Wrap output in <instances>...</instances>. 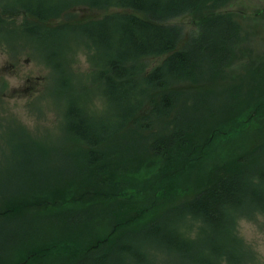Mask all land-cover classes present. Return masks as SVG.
<instances>
[{
	"label": "rangeland",
	"instance_id": "rangeland-1",
	"mask_svg": "<svg viewBox=\"0 0 264 264\" xmlns=\"http://www.w3.org/2000/svg\"><path fill=\"white\" fill-rule=\"evenodd\" d=\"M55 1L60 12L48 16ZM47 4L37 19L19 0H0V264H109L100 261L109 253L118 256L116 264H199L144 230L196 196L219 171L245 180L241 196L225 210L228 231L216 237L240 255L235 262H219L264 264V202L245 193L252 186L264 193V155L255 152L264 143V0H229L214 10L228 12L237 31L227 46L228 62L203 61L194 79L167 78L164 88L150 87L144 101L152 96L148 104L161 106V96L174 92L171 105L159 115L145 105L137 119L125 123L117 120L119 107L104 95L99 75L102 57L118 45L110 40L97 47L80 26L131 10L82 0ZM208 14L165 22L181 28L177 49ZM211 31H222V25ZM168 54L139 58L135 69L141 77L162 66ZM62 79L97 124L94 137L101 125L107 128L95 148L103 161L95 166L88 162V144L66 129V102L58 95ZM176 123L187 128L188 143L154 152L152 143L159 137L169 141ZM187 215L177 229L193 252L210 254L215 235H208L199 215ZM122 241L143 257L120 253Z\"/></svg>",
	"mask_w": 264,
	"mask_h": 264
},
{
	"label": "trees",
	"instance_id": "trees-1",
	"mask_svg": "<svg viewBox=\"0 0 264 264\" xmlns=\"http://www.w3.org/2000/svg\"><path fill=\"white\" fill-rule=\"evenodd\" d=\"M19 1L26 9H29L30 15L35 16L37 19L45 16L42 13L46 11L49 4V2L47 4L48 0ZM82 1L91 6L105 7L111 5L131 10V12L108 14L96 21L83 22L80 26L83 36L97 47L100 46V43L102 45L101 41L108 42L110 40L115 41L118 45L117 48H113L112 44V51L102 57L101 62L104 69L101 70L99 75L103 80L104 95L119 107L117 112L119 122L124 121L123 123H125L134 117L137 119L145 105H151L149 113L151 115H159L171 105V95L174 96V92H166L161 96V106L153 103L148 104L154 102V99L151 100L152 96H147L146 101H144L145 93L150 87L164 88L167 86V78L172 81L194 79L198 75L200 64L203 61H207L211 65H217L225 64L231 58H229L230 54L227 46L230 45L229 40L234 38L235 41L237 38V31L232 23L234 21L227 14L228 12H214L229 0ZM49 7H51L53 13L48 16H56L60 12V7L57 8L56 1L55 4H50ZM197 11H205L209 14L197 24L198 30L196 33L191 32L185 47L177 49L176 45L181 35V28L174 24H165V22L177 16L188 15ZM219 25H222V31H217L218 33L215 31L210 32V30L218 28ZM30 31L37 32V28L32 27ZM164 53L169 54L164 59L163 65L153 68L140 77V73L138 74L135 69L134 62L147 55ZM61 81L63 83L59 84L58 91H60V94L58 95L61 97L63 95L66 102V129L71 136L88 144V162L95 166L94 162L103 161L102 153L95 148L102 141L103 136L107 135V128L105 125H101L100 135L94 137V130H99L95 127L97 124L90 122L83 113L81 105L76 101L78 95L72 93L69 80L62 79ZM63 92L64 94H62ZM147 117L145 116L144 119ZM176 125L168 133L167 139L169 141L159 137L152 143L151 147L154 152H164V147L172 146L175 142L182 145L188 143L187 128L181 126L180 123H176ZM255 152L259 156L264 155V143L259 145ZM102 169L101 171L106 170L105 166ZM219 172L220 175L207 187L201 189L192 199L167 209L157 219L151 221L144 230L145 236L157 238L166 248L178 252L192 261H197L199 264H221L222 262L219 261L223 259L227 262H235L240 255L235 251V247L229 243L224 244L222 247L216 241V237H221L222 232L228 231L226 224L229 225L231 218L226 215L225 210L228 204L241 196L245 180L240 174L234 172L228 174ZM261 175H264V172ZM252 187V189L245 192L246 195L250 193L252 200L255 202L257 200L264 202V193L256 187ZM188 213L192 216L199 215L206 223L203 228L209 232L208 235H215V239L212 238L209 242L210 254L204 253L203 256L193 252L186 237L177 229L175 224L183 217L188 216ZM168 223L175 225L173 226L174 230L167 228ZM124 242H120L116 247L120 253L128 252L132 256L138 255V258H140L139 255L142 256L140 252L132 248V245ZM108 252H105L104 255ZM109 254H111L109 255L110 258L108 259V255L101 258V263L116 264L118 256H115L114 253Z\"/></svg>",
	"mask_w": 264,
	"mask_h": 264
}]
</instances>
